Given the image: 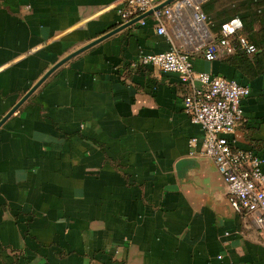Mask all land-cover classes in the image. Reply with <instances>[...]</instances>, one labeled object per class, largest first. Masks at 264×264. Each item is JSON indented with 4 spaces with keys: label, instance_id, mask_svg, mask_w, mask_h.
Masks as SVG:
<instances>
[{
    "label": "crops",
    "instance_id": "obj_1",
    "mask_svg": "<svg viewBox=\"0 0 264 264\" xmlns=\"http://www.w3.org/2000/svg\"><path fill=\"white\" fill-rule=\"evenodd\" d=\"M232 1L201 4L203 43L189 9L166 32L194 71L249 87L231 139L264 158V71L202 56ZM121 4L0 0V264H264V226L231 208L187 86L140 63L167 37L151 15L122 28Z\"/></svg>",
    "mask_w": 264,
    "mask_h": 264
},
{
    "label": "built area",
    "instance_id": "obj_2",
    "mask_svg": "<svg viewBox=\"0 0 264 264\" xmlns=\"http://www.w3.org/2000/svg\"><path fill=\"white\" fill-rule=\"evenodd\" d=\"M204 0H175L161 10L153 11L160 0H122L117 9L122 24H126L149 11L156 23L158 35L167 37L170 48L159 54L144 55L142 65H150L162 73L179 75L187 86L183 96V112L201 127L203 155L210 159L220 174L231 208L243 215H253L258 226H264V158L252 151L234 147L231 139L243 118L242 101L250 94L249 87L235 80L211 73L196 72L191 55L180 50L168 37L166 19H172L181 10L189 9L198 40L205 42L208 31L206 16L200 9ZM137 23L144 24L143 19ZM242 21L235 17L225 22L220 35L203 46L205 61L213 62L236 53L253 57L256 48L241 36ZM221 259V257H218Z\"/></svg>",
    "mask_w": 264,
    "mask_h": 264
},
{
    "label": "trees",
    "instance_id": "obj_3",
    "mask_svg": "<svg viewBox=\"0 0 264 264\" xmlns=\"http://www.w3.org/2000/svg\"><path fill=\"white\" fill-rule=\"evenodd\" d=\"M232 2L233 4H231V11L234 12V16L230 19L237 17L242 21L243 29L241 31V36H243L249 44L256 48V53L254 54L252 60L242 53H236L234 55H230L229 57L232 58L235 64L243 65V69H249L252 68V66H256L257 69H252L253 72L261 73L264 71V5L259 0H243ZM203 14L205 15L204 12ZM206 19V24L209 26L210 23L207 16ZM225 22L219 24L215 29L214 32L216 33V38L220 35L221 26ZM255 25H259L260 28L256 30Z\"/></svg>",
    "mask_w": 264,
    "mask_h": 264
},
{
    "label": "water",
    "instance_id": "obj_4",
    "mask_svg": "<svg viewBox=\"0 0 264 264\" xmlns=\"http://www.w3.org/2000/svg\"><path fill=\"white\" fill-rule=\"evenodd\" d=\"M174 1H175V0H169L168 2H166V3H164V4H162V5H159L158 7H156L153 11L161 10V9H163L164 7H166V6L170 5L171 3H173ZM153 11H149L148 13H146V14H144V15H142V16L136 18V19H133L132 21H130V22L124 24L122 28H125V27H127V26L133 25V24L137 23L139 20L144 19V18H146V17L152 15ZM118 30H119V29H118ZM113 33H114V32H113ZM113 33H111V34H113ZM111 34H110V35H111ZM107 36H109V35H107ZM104 38H105V37H104ZM102 39H103V37H102ZM102 39H100V40H102ZM100 40H99V41H100ZM97 42H98V41H97ZM90 46H91V45H90ZM82 50H83V49H82ZM76 54H78V53H74V55H76ZM69 58H70V57H69ZM69 58H68V59H69ZM63 62H64V61H62V62L56 64L54 67H52V68L47 72V74L41 79V81H40L38 84H40V83L44 80V78L47 77V75H48L49 73H51L55 68H57V67H58L59 65H61ZM38 84L35 85V86L29 91V93H27V94L21 99L20 103H19L16 107H14V108L12 109V111H11L7 116L11 115V114H12V113L18 108V106H20L21 103H23V102L27 99V97H28V96H29V95H30V94L36 89V87L38 86ZM7 116H6V117H7Z\"/></svg>",
    "mask_w": 264,
    "mask_h": 264
}]
</instances>
